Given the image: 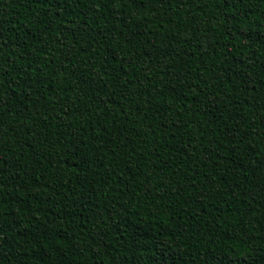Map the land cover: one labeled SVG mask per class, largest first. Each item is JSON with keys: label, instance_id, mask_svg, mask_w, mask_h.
I'll return each mask as SVG.
<instances>
[{"label": "trees", "instance_id": "1", "mask_svg": "<svg viewBox=\"0 0 264 264\" xmlns=\"http://www.w3.org/2000/svg\"><path fill=\"white\" fill-rule=\"evenodd\" d=\"M0 264H264V0H0Z\"/></svg>", "mask_w": 264, "mask_h": 264}]
</instances>
